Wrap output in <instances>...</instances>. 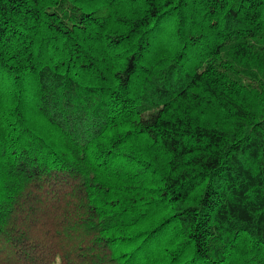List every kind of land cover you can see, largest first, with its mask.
<instances>
[{
    "label": "trees",
    "instance_id": "1",
    "mask_svg": "<svg viewBox=\"0 0 264 264\" xmlns=\"http://www.w3.org/2000/svg\"><path fill=\"white\" fill-rule=\"evenodd\" d=\"M0 264H264V0H0Z\"/></svg>",
    "mask_w": 264,
    "mask_h": 264
}]
</instances>
